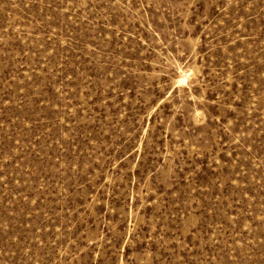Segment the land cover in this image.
I'll list each match as a JSON object with an SVG mask.
<instances>
[{"label": "rangeland", "instance_id": "1", "mask_svg": "<svg viewBox=\"0 0 264 264\" xmlns=\"http://www.w3.org/2000/svg\"><path fill=\"white\" fill-rule=\"evenodd\" d=\"M0 264H264V0H0Z\"/></svg>", "mask_w": 264, "mask_h": 264}, {"label": "bare ground", "instance_id": "2", "mask_svg": "<svg viewBox=\"0 0 264 264\" xmlns=\"http://www.w3.org/2000/svg\"><path fill=\"white\" fill-rule=\"evenodd\" d=\"M194 73V72H193ZM186 79V75L185 74H183L180 78H179V81H183V80H185Z\"/></svg>", "mask_w": 264, "mask_h": 264}]
</instances>
